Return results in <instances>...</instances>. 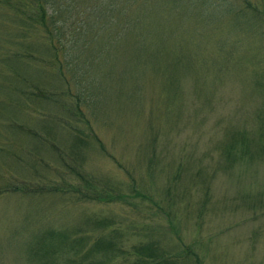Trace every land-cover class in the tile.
<instances>
[{
    "label": "rangeland",
    "instance_id": "rangeland-1",
    "mask_svg": "<svg viewBox=\"0 0 264 264\" xmlns=\"http://www.w3.org/2000/svg\"><path fill=\"white\" fill-rule=\"evenodd\" d=\"M134 2L115 14L129 26L122 61L113 69L101 61L89 77L96 96L95 114H87L104 144L88 149L81 171L97 184L100 202L82 205L70 200L73 190L50 191L55 175L48 172L42 192L0 195V264H34L38 246L49 260L60 235L72 239L87 216L127 221V214L151 222L164 249L188 245L204 264H264V23L231 1ZM100 36L93 47L104 48ZM56 94L61 106L42 107L73 122L59 112L70 109L68 98L62 89ZM67 122H55V130L72 144ZM7 129L0 130V187L11 183L9 174L21 179L30 171V146L18 163L13 150L25 138L12 146ZM66 178L73 189V171ZM111 182L122 188L110 194Z\"/></svg>",
    "mask_w": 264,
    "mask_h": 264
},
{
    "label": "trees",
    "instance_id": "trees-1",
    "mask_svg": "<svg viewBox=\"0 0 264 264\" xmlns=\"http://www.w3.org/2000/svg\"><path fill=\"white\" fill-rule=\"evenodd\" d=\"M230 1L237 2L241 11L253 14L264 23V8L260 5L264 2L214 0L216 4ZM134 3V0H0V93L5 98L4 101L0 99V130L8 127V141L12 146L20 136L25 138L21 140L19 149L13 150L18 163H26L20 152L26 145L30 146L27 153L30 171L21 179L9 174L11 183L0 187V195L42 192V187L48 184L42 177L44 172H48L55 175L48 186L50 191L64 193L73 190L67 194H73L76 203L82 205L100 202L99 194L94 193L97 184L81 171L86 165L88 149H97L104 144L96 133L94 122L88 117V114H95L92 113V97L96 96L89 77L94 65L101 61L105 60L112 69L122 61L119 44L129 26L117 24L115 14L119 11L127 13ZM101 33L105 37L104 48H95L93 42L101 37ZM67 35L69 39H66ZM59 89L70 102L67 104L70 109L59 112L71 114L73 122H67L69 117L63 119L56 112L48 113L42 107L64 103L57 98L56 90ZM64 120L70 126L72 144L68 133L58 134L55 130V122L64 124ZM259 120V127L264 130V120ZM61 134L69 136L68 142ZM28 140L33 144L29 145ZM238 145L246 152L245 141L241 140ZM44 151L50 154V160L43 157ZM50 163L61 164V167L50 169ZM72 171L74 187L68 189L63 182ZM30 176L36 184L30 182ZM0 179L5 178L0 176ZM15 180L20 181L16 183ZM107 184L110 185V194L113 193L112 187L121 189L123 185ZM83 186L89 189L81 191ZM132 189L134 193L137 190ZM126 217L127 221H121L115 217L87 216L85 228L73 231L72 239L70 235H60L64 242L57 247L56 257L49 260L39 257L42 249L38 246L36 251H32L33 262L204 264L188 245L176 243L175 250L164 249L158 240L151 237L152 230L148 227L151 222H138L129 214ZM158 248L165 252L155 253Z\"/></svg>",
    "mask_w": 264,
    "mask_h": 264
}]
</instances>
